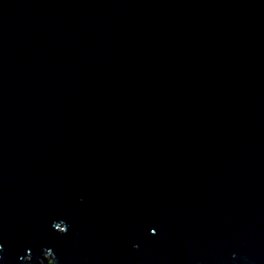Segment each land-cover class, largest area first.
<instances>
[{
	"label": "water",
	"instance_id": "obj_1",
	"mask_svg": "<svg viewBox=\"0 0 264 264\" xmlns=\"http://www.w3.org/2000/svg\"><path fill=\"white\" fill-rule=\"evenodd\" d=\"M49 252L264 264V0H0V264Z\"/></svg>",
	"mask_w": 264,
	"mask_h": 264
},
{
	"label": "rangeland",
	"instance_id": "obj_2",
	"mask_svg": "<svg viewBox=\"0 0 264 264\" xmlns=\"http://www.w3.org/2000/svg\"><path fill=\"white\" fill-rule=\"evenodd\" d=\"M43 255L44 257H42V259L45 261V264H51V262L53 261V255L47 253H44ZM27 259H30V257L28 256ZM40 262L42 263V260Z\"/></svg>",
	"mask_w": 264,
	"mask_h": 264
},
{
	"label": "snow or ice",
	"instance_id": "obj_3",
	"mask_svg": "<svg viewBox=\"0 0 264 264\" xmlns=\"http://www.w3.org/2000/svg\"><path fill=\"white\" fill-rule=\"evenodd\" d=\"M148 230H149V232L152 233V234H155L156 231H157L156 227H155V226H152V225L149 226ZM132 247H133V248H138L139 245H138V244H133ZM232 255L235 256L236 254L233 252Z\"/></svg>",
	"mask_w": 264,
	"mask_h": 264
},
{
	"label": "bare ground",
	"instance_id": "obj_4",
	"mask_svg": "<svg viewBox=\"0 0 264 264\" xmlns=\"http://www.w3.org/2000/svg\"><path fill=\"white\" fill-rule=\"evenodd\" d=\"M41 257H44V255H41ZM28 261H30V259H27L26 258V261L25 262L27 263ZM40 261H41V259L40 258H37V262H39V264H42ZM44 264H45V261H44Z\"/></svg>",
	"mask_w": 264,
	"mask_h": 264
},
{
	"label": "trees",
	"instance_id": "obj_5",
	"mask_svg": "<svg viewBox=\"0 0 264 264\" xmlns=\"http://www.w3.org/2000/svg\"><path fill=\"white\" fill-rule=\"evenodd\" d=\"M54 263H55V261H52V262H51V264H54Z\"/></svg>",
	"mask_w": 264,
	"mask_h": 264
}]
</instances>
